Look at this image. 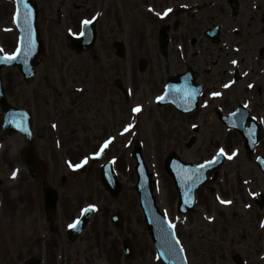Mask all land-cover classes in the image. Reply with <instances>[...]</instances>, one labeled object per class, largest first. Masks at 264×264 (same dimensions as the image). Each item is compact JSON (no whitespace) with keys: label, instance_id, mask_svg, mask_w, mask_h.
<instances>
[{"label":"flooded vegetation","instance_id":"obj_1","mask_svg":"<svg viewBox=\"0 0 264 264\" xmlns=\"http://www.w3.org/2000/svg\"><path fill=\"white\" fill-rule=\"evenodd\" d=\"M79 1L35 0L41 15H56L57 19L61 15L90 13L97 37L111 43L112 48L113 43L123 42L128 23L151 22L150 39H155V100L168 84L174 102L168 110L167 125L171 151L192 164L212 161L221 148L228 154L226 157L231 156L230 160L223 158L217 169L208 173L215 177L196 191V208L186 217L203 210L206 219L201 214V223L219 224L221 219L232 216L238 234L243 231L246 219L248 230L243 236L248 241L246 253L255 255L250 264L256 263V255L264 261V207L260 203L264 196V175L257 163L264 159V0ZM169 8L172 11L163 15ZM49 21L53 23V19ZM74 26L73 19L64 28L56 24L59 39L49 38L48 47L63 46L64 33ZM64 57H59L61 62H65ZM233 60L237 63L233 64ZM72 74L76 75L74 83L89 79L87 92L80 87L62 88L60 96L56 95L55 105H61L60 118L49 119L50 125L39 130L44 143L41 153H48L50 158L62 156L65 147L77 149L85 139L91 144L90 139L95 143L110 137H125L128 95L120 80H114L111 85V65H105L100 72ZM225 84L229 87L225 88ZM48 90L44 88L45 97L41 98L46 106L54 104ZM213 92L221 95L213 96ZM176 105L189 112H178ZM155 122L160 132V121L155 118ZM226 125L234 126L236 131ZM57 127L61 132L58 139ZM72 175L74 178L75 174ZM57 178L55 172L46 175L47 182L57 191L60 205L70 202V213L65 220L72 221L79 195L72 192V187V195L66 189L70 177L60 176L59 183ZM218 197L231 203L223 207ZM172 199L176 200L175 194ZM213 205H218L216 213ZM51 227L56 231L58 226ZM68 232L66 229L65 237L71 239ZM186 238L192 249L203 242L202 225L198 229L187 227ZM55 239L45 237L41 245L44 242L57 245Z\"/></svg>","mask_w":264,"mask_h":264},{"label":"rangeland","instance_id":"obj_2","mask_svg":"<svg viewBox=\"0 0 264 264\" xmlns=\"http://www.w3.org/2000/svg\"><path fill=\"white\" fill-rule=\"evenodd\" d=\"M89 14L63 15L62 22L53 20V23L48 20V15H41L38 23L41 36L46 44L49 38L59 39L56 24H60L64 28V24L69 19H73L75 22L74 28L68 29V32L74 36L80 31V22L90 18ZM52 17L55 19V15ZM12 20V4L9 2L6 7L0 6V48L3 49L0 54L2 55L9 54L14 50L16 41H13L16 39L17 32ZM142 23L144 24L128 23L124 38L127 58L124 60H119L114 54L111 43L105 42L104 38L100 36L90 50L75 55L68 49V41L64 34L63 46H58V48L61 47L58 49L56 45H50L49 54L41 58L37 74L31 81L23 82L16 69H4L2 71L1 77L7 100L12 105L25 107L31 112L34 119L33 132L36 134L39 128L49 125L53 119L60 118L61 105H55L58 100L55 93L56 89L53 84H50L51 81L56 82L55 86L59 90L62 79L65 82L68 81L65 76L67 73L64 72L67 70V62H61L60 56H65L64 61H68L71 65L72 63L76 64L80 71L84 72H100L105 68V65H111V84L117 78L128 89L126 125L132 124L133 127L129 129L127 136L123 139L114 137L117 140H112L106 148L104 157L95 164L89 158L104 143L101 141L94 143L92 139L89 140L90 144L87 143V139L83 138L82 140L85 139L83 146L78 144L79 152L75 156H70L66 149L62 156L56 158H49L48 153L40 154L42 160L51 168L49 172L57 173L56 183H58L61 174L73 170L74 167L71 165L80 164L82 160L87 158V169L83 174L76 173L74 178L69 179L66 189H70L71 195L74 191L79 195L78 201H80L79 203L76 202L73 207L77 212L89 204H94L97 212L83 234L78 238L69 240L65 237V230L63 229L69 225V220L66 221L65 219L70 213V202L65 201L62 206L59 203L58 219L55 223L58 227L56 231L53 230L55 231L54 234L49 232V225L44 222L38 188L39 181L30 184V180L22 170L23 165L18 159V152L22 148L23 142L18 137H8L2 134V117L0 114V264H19L30 254L40 256L42 264H163L155 257L137 204V197L133 191L135 183L134 161L130 154L137 142L142 145L144 160L155 180L154 194L157 205L167 220L175 225L177 235L187 253L189 264H234L233 259L237 254H240L245 264L251 263L250 260L255 255L246 253L248 241L246 238L243 239L248 230L246 219L243 221V231L238 234L232 216L221 219L218 221L219 224H209L207 222L201 223L200 220L201 214H204L206 219V211L199 210L187 218L178 216L174 210L172 182L162 167L164 157L173 148L167 136L168 110L155 109V44L148 42L145 36L143 37L145 34L148 38L151 23L147 21ZM4 30L10 32L7 39L2 34ZM9 38L12 40L10 41ZM68 56L73 58L70 59ZM138 57H145L148 60V68L145 72L138 70ZM53 75L55 79L52 78ZM88 81L89 79H86L84 83L86 86ZM45 87L49 88L48 92L50 97L54 99V104L49 102L50 105L46 106L45 101L41 99L45 97ZM137 105H140L142 110L140 113H133L132 109ZM155 118L160 121V132L155 126L157 124ZM57 128L56 138L58 139L61 137V132L60 127ZM69 129L72 130L70 126ZM155 131L158 134H155ZM81 138L79 137V140ZM105 141L102 140V142ZM80 144L82 145V142ZM36 146L38 153H40L44 143L39 138V132L36 135ZM181 149L184 150V148ZM111 159L116 161V173L122 184V191L119 196L110 198L99 183L98 166L100 163ZM16 170H18L16 176L19 178L13 181L12 173ZM71 187L74 189L72 190L73 193ZM19 194L21 195L18 197ZM217 206L213 205L214 213H216ZM115 210L123 216V231H117L109 223L110 215ZM223 210L224 212L229 211L228 209ZM201 225L204 233H208V240L212 235H217V237L215 236L217 243L209 247L203 241L201 242L202 247L200 244H195L194 249L190 248L189 245L187 247L185 229L189 226L198 229ZM213 231L217 234H214ZM125 235L131 239L135 249V254L130 259H124L121 250L120 243ZM44 236L48 238L54 236L59 243L51 245L44 242L41 245ZM194 250L197 251L194 252ZM259 257L260 255H256L255 264H264V261L260 260Z\"/></svg>","mask_w":264,"mask_h":264},{"label":"water","instance_id":"obj_3","mask_svg":"<svg viewBox=\"0 0 264 264\" xmlns=\"http://www.w3.org/2000/svg\"><path fill=\"white\" fill-rule=\"evenodd\" d=\"M18 10L19 23H17V25L21 32L19 46L21 51L14 60H3V57H0V70L5 66H16L23 78L28 80L35 74L37 60L43 53V45L39 40L36 26L37 11L35 4L30 2V0H17V11ZM26 14L30 21L28 24L25 23ZM89 34V41H91L93 40L94 32L89 30L85 32L82 38L73 41V46L77 48L79 52L90 46L91 42H85L87 41ZM0 108L4 116V132L9 135L20 134L25 142V148L22 150L20 156L33 176L40 175L43 171V167L35 155L30 116L24 109H14L5 102L1 88V80ZM133 157L137 162V165L135 166L137 175L136 190L139 195L140 205L144 212L146 225L155 246L157 256L161 258L165 264H186L182 250L175 240L172 229L169 227L155 205V198L153 197L151 189L152 182L141 156L140 148L135 149ZM171 159L172 157L165 161V168L167 170L169 169V161H171ZM177 190L184 195L185 188H183L181 183H179ZM180 201L179 209L185 210L183 200L181 199ZM47 205L49 206V212L52 213L54 208V197L47 199ZM87 220L88 218L83 220L84 222L81 223L80 229H82ZM119 222L120 220L117 219L115 223L117 224ZM78 232L75 231L76 234ZM123 246L125 254L131 255L132 250L130 245H127L126 242H124ZM23 264H38V262L37 260L32 259Z\"/></svg>","mask_w":264,"mask_h":264},{"label":"snow or ice","instance_id":"obj_4","mask_svg":"<svg viewBox=\"0 0 264 264\" xmlns=\"http://www.w3.org/2000/svg\"><path fill=\"white\" fill-rule=\"evenodd\" d=\"M171 11H172V9L169 8V9H167V10L163 13V15H167V14H168L169 12H171ZM157 14L160 15V13H157ZM15 19H16L17 23H19V10L17 11V13H16V15H15ZM29 22H30V21H29V17H28V15L26 14V17H25V23L28 24ZM82 23H83L84 25H87V24L91 23V21H90V20H84ZM70 31H71V30H70ZM82 34H83V33H81V35H82ZM20 51H21V49L18 47V48L16 49V51H15L14 53H12L11 55L5 53L4 56H3V60H14V59H16L17 56L19 55ZM0 52H3V49H2V48H0ZM232 63H233V64H236L237 61L233 60ZM245 74H246V73H245ZM224 87L227 88V87H229V85H228V84H225ZM211 95H213V96H219V95H221V93L213 92ZM157 99H158V100H159V99H163V97H157ZM141 110H142V107H141L140 105H137L136 107H134V108L132 109V112H133V113H140ZM53 127H56V125H53ZM132 127H133V125H132V124H129V125H127V126L123 129V131H124V132H128L129 129L132 128ZM114 139H115L114 137H110L108 140H106V141L104 142V144L100 146L99 151L96 153V155H100L101 153H103L104 150L108 147V145H109V144L112 142V140H114ZM219 154L228 155V154L225 152V150H224L223 148H221V149L219 150L218 155H219ZM232 155L234 156V155H236V153L234 152V153H232ZM229 158H231V157H229ZM85 162H87V158H85ZM212 162H213V161H208L207 163H208V164H211ZM71 166L74 167V168H79L81 165H80V164H76V165H71ZM201 167H204V165H201ZM17 172H18V170L14 171V172L12 173L13 178L16 177ZM254 195H255V194H254ZM221 203L230 204L231 201L221 200ZM93 207H94V206H89V208L83 209V211H84V212H88V211H90ZM209 219H212V217H209ZM70 227H74V225H70Z\"/></svg>","mask_w":264,"mask_h":264}]
</instances>
